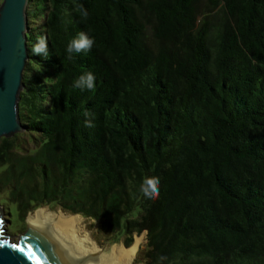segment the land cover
Returning <instances> with one entry per match:
<instances>
[{
	"label": "trees",
	"instance_id": "1",
	"mask_svg": "<svg viewBox=\"0 0 264 264\" xmlns=\"http://www.w3.org/2000/svg\"><path fill=\"white\" fill-rule=\"evenodd\" d=\"M199 1L27 0L0 205L80 214L111 245L143 230L132 264H264V0ZM81 31L95 43L69 57Z\"/></svg>",
	"mask_w": 264,
	"mask_h": 264
},
{
	"label": "water",
	"instance_id": "2",
	"mask_svg": "<svg viewBox=\"0 0 264 264\" xmlns=\"http://www.w3.org/2000/svg\"><path fill=\"white\" fill-rule=\"evenodd\" d=\"M26 3L0 0V137L24 129L18 120L17 102L27 59ZM3 223L0 213V264H74L61 241L47 232L48 220L32 225L26 219V227L17 237L8 236Z\"/></svg>",
	"mask_w": 264,
	"mask_h": 264
},
{
	"label": "bare ground",
	"instance_id": "3",
	"mask_svg": "<svg viewBox=\"0 0 264 264\" xmlns=\"http://www.w3.org/2000/svg\"><path fill=\"white\" fill-rule=\"evenodd\" d=\"M26 219L32 225L48 220L47 232L61 241L65 250L72 255L74 264H130L142 240V237L136 236L130 247L115 244L104 253L80 230L78 226L80 221L75 215L46 213L38 209Z\"/></svg>",
	"mask_w": 264,
	"mask_h": 264
},
{
	"label": "clouds",
	"instance_id": "4",
	"mask_svg": "<svg viewBox=\"0 0 264 264\" xmlns=\"http://www.w3.org/2000/svg\"><path fill=\"white\" fill-rule=\"evenodd\" d=\"M95 41L91 38L87 33L81 31L79 32L69 43L66 51L71 57L73 52L76 53H87L91 51ZM34 55H43L45 58L48 56V39L45 35H38L36 37V42L32 45L31 48ZM95 86V76L91 72H87L81 76L74 82L73 87L83 89H93ZM86 116L91 115V113L86 112ZM86 127H92L90 121H85ZM159 178L152 176L146 177L141 185H140V192L143 196L147 199H154L159 195ZM166 257L161 256L160 260H165Z\"/></svg>",
	"mask_w": 264,
	"mask_h": 264
},
{
	"label": "rangeland",
	"instance_id": "5",
	"mask_svg": "<svg viewBox=\"0 0 264 264\" xmlns=\"http://www.w3.org/2000/svg\"><path fill=\"white\" fill-rule=\"evenodd\" d=\"M204 3H205L204 0H200L198 2V4L196 5L198 11H201V12L203 11ZM0 207H1L0 213H1L2 218L4 219V223L2 224V227L5 228L4 230H5L6 234L10 237H17V235L20 234L26 227L27 216L34 213V211L32 210L33 212L30 211V212L26 213V215L21 220H19L16 216V213H15L13 206L7 207L5 205L4 206L0 205ZM38 208L44 210L46 213H58L59 212V213L65 214V215H70V213H64L59 209L50 210V209H48L46 207H42V206L38 207ZM75 216H77L79 221H80V223L78 225L80 230L83 233L87 234L96 243V245L98 246V248L102 252L106 253L109 250V248L112 246L111 245L112 243L107 244L104 242V240H99V241L97 240L96 241V239L94 238V236H95V222L92 219L82 217L80 214H77V213H75ZM135 235H139L137 237H142V240L139 243L138 248L136 249L132 260L134 259L137 250L142 249L145 245V232L142 230L139 234L133 233L132 234V241L133 242H134V239L136 237ZM12 239H15V238H12ZM113 243L124 246L121 243V241L113 242ZM115 244H113V245H115ZM130 264H132V261Z\"/></svg>",
	"mask_w": 264,
	"mask_h": 264
}]
</instances>
